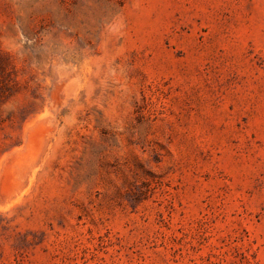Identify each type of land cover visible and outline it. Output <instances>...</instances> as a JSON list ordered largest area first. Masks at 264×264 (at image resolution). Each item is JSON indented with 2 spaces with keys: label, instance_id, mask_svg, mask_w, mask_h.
I'll list each match as a JSON object with an SVG mask.
<instances>
[{
  "label": "rangeland",
  "instance_id": "rangeland-1",
  "mask_svg": "<svg viewBox=\"0 0 264 264\" xmlns=\"http://www.w3.org/2000/svg\"><path fill=\"white\" fill-rule=\"evenodd\" d=\"M0 264H264V0H0Z\"/></svg>",
  "mask_w": 264,
  "mask_h": 264
}]
</instances>
